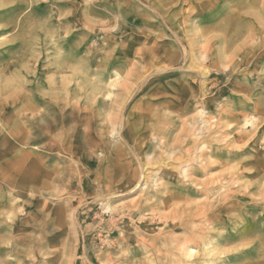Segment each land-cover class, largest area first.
I'll list each match as a JSON object with an SVG mask.
<instances>
[{"label": "rangeland", "instance_id": "rangeland-1", "mask_svg": "<svg viewBox=\"0 0 264 264\" xmlns=\"http://www.w3.org/2000/svg\"><path fill=\"white\" fill-rule=\"evenodd\" d=\"M217 242L264 264V0H0V264Z\"/></svg>", "mask_w": 264, "mask_h": 264}, {"label": "bare ground", "instance_id": "bare-ground-1", "mask_svg": "<svg viewBox=\"0 0 264 264\" xmlns=\"http://www.w3.org/2000/svg\"><path fill=\"white\" fill-rule=\"evenodd\" d=\"M174 25V24H173ZM174 29V28H173ZM191 46V45H189ZM188 46V47H189ZM184 49V48H183ZM187 50V49H186ZM189 50V49H188ZM194 49H192L190 47V53H189V57L193 60V55H194ZM109 86H113V83L110 82L108 84ZM101 90V89H99ZM96 93V92H95ZM107 98L109 97L108 94H106ZM52 122H55L54 120ZM52 126L53 124L49 125V126H46V130L44 132H38L39 135L38 136H43L48 142L49 144H45V145H56L55 144V141L53 140L52 137H50L51 135V132H52ZM84 129V128H83ZM171 130V129H170ZM84 132V130H83ZM30 136H31V130L30 131H27V136L25 138V141L29 140L30 139ZM42 137V138H43ZM84 137V136H83ZM133 137V136H132ZM73 137L71 136V138H68V136H65L63 137L61 140H60V145H73V142L75 143L74 145H80L76 140L74 141H70V139H72ZM166 140V139H165ZM28 142V141H27ZM27 142H24L23 144L24 145H28ZM126 142V141H125ZM169 142V141H168ZM37 180V179H34V181ZM28 183V182H27ZM35 184H37V182H35ZM35 184H29L30 188L31 189H34L33 186ZM26 185V184H25ZM33 185V186H32ZM220 246V243H215V244H204V246L202 247V250L200 252H198L195 256L192 255V251L193 249L192 248H188L186 250H180L179 252V257H178V260H176V264H212V259L211 256H214L215 254H220L221 252L218 251V247ZM193 256L192 259H188V258H191ZM221 264H224V262H221Z\"/></svg>", "mask_w": 264, "mask_h": 264}]
</instances>
